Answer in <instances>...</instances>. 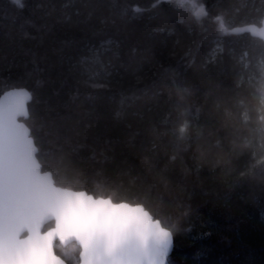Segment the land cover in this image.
I'll return each instance as SVG.
<instances>
[{
  "label": "trees",
  "instance_id": "1",
  "mask_svg": "<svg viewBox=\"0 0 264 264\" xmlns=\"http://www.w3.org/2000/svg\"><path fill=\"white\" fill-rule=\"evenodd\" d=\"M263 18L264 0H0V94L32 92L56 184L170 228L169 264H264V42L231 32Z\"/></svg>",
  "mask_w": 264,
  "mask_h": 264
},
{
  "label": "snow or ice",
  "instance_id": "2",
  "mask_svg": "<svg viewBox=\"0 0 264 264\" xmlns=\"http://www.w3.org/2000/svg\"><path fill=\"white\" fill-rule=\"evenodd\" d=\"M26 92L6 94L7 106L0 97V264H65L54 246L67 237L80 246L77 264H169L173 235L144 207L50 182L31 130L17 123L22 112L30 115Z\"/></svg>",
  "mask_w": 264,
  "mask_h": 264
},
{
  "label": "water",
  "instance_id": "3",
  "mask_svg": "<svg viewBox=\"0 0 264 264\" xmlns=\"http://www.w3.org/2000/svg\"><path fill=\"white\" fill-rule=\"evenodd\" d=\"M231 32H233V33H244V32H247V33L251 34V36H253V37L260 38V39L263 40V42H264V18H263V20H262V22H261L260 25H259V24H245V25L235 26V27H233V28L231 29ZM17 89H26V90H27L26 93H22V94H21V99L27 100V94H28V93L31 94V100H30L29 102H27V105H26L27 108H28V110H29V103L32 101L33 94H32V92L30 91V89H28V88L25 87V86H16V87L9 88V89L5 90L4 92H2V93L0 94V97H5V102H6V106H7V100L9 99V96H7L6 94H16V90H17ZM29 113H30V111H29ZM29 116H30V115H29L28 113H23V112H22V114L18 115V117H17V123H19L21 126H24V125H25V127H28V128L30 129L29 125H28L27 122H26V119H28ZM30 130H31V129H30ZM38 159H39V158H38ZM39 161H40V160H39ZM40 162H41V161H40ZM41 164H42V163H41ZM42 170L50 171V170L44 169L43 165H42ZM51 181H54L55 184H56V181H55V178H54V174H53V172H52V175H51V177H50V182H51ZM56 186H57L58 188H60V189H65V190H69V191H86V190H78V189H74V188H69V187L60 186V185H58V184H56ZM87 192H88V191H87ZM88 193H89V192H88ZM89 194L92 195V196H95L97 199L110 200V201H112L113 203H128V204L133 205V206L140 205V206L144 207V209H145L146 212H148V213L151 214V216L153 217V219L158 220V221L160 222L161 226H162L165 230H167L168 232H170V233L173 235V233H172V231L170 230V228L164 226V225L162 224L161 220L158 219V218H156V217H155V216H154V215H153V214H152V213H151V212H150V211H149V210H148L143 204H140V203H131V202H127V201L116 202V201H114V200H113L112 198H110V197L96 196V195H94V194H92V193H89ZM53 223H54V222H53ZM54 226H55V225L53 224V225L50 226V227H54ZM48 228H49V227H48ZM48 228L45 227L44 230L47 231ZM71 243H76L77 246H79L78 242L75 240L74 237H67L64 241H59V240H57V242L55 243V246H54L55 254H56L58 257H60L61 259H63V260L65 261V264H68V262H67L62 256H60L59 254L56 253V244H61L62 246H67V245H69V244H71ZM174 246H175V241H174V235H173V246H172V250H171L170 253H169V257H170V255L172 254V252H173V250H174ZM79 248H80V246H79ZM80 250H81V249H80Z\"/></svg>",
  "mask_w": 264,
  "mask_h": 264
},
{
  "label": "rangeland",
  "instance_id": "4",
  "mask_svg": "<svg viewBox=\"0 0 264 264\" xmlns=\"http://www.w3.org/2000/svg\"><path fill=\"white\" fill-rule=\"evenodd\" d=\"M219 47H221V44H218L216 46V50H218ZM258 66H259V69L261 70V72H264V61L263 60H260L258 62Z\"/></svg>",
  "mask_w": 264,
  "mask_h": 264
}]
</instances>
